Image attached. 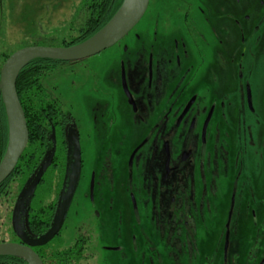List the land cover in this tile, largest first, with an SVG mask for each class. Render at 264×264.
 Wrapping results in <instances>:
<instances>
[{"label": "flooded vegetation", "instance_id": "1", "mask_svg": "<svg viewBox=\"0 0 264 264\" xmlns=\"http://www.w3.org/2000/svg\"><path fill=\"white\" fill-rule=\"evenodd\" d=\"M114 48L115 69L99 75L97 87L81 91L91 94L93 110L102 106L103 114L93 113L84 121L66 108L59 93L41 83L44 107L40 113L35 107L33 113L29 180L49 158L54 131L56 148L23 217L25 231L37 238L50 228L73 158L68 133L76 129L81 174L74 197L82 189L88 160L84 144L91 140L96 154L90 163L100 165L102 172L93 170L88 178L85 204L94 205L95 187L102 178L125 186L131 255L138 258L145 247L151 261L152 254L160 262L166 257L170 264L192 259L210 196L230 186L223 264L234 261L228 252L237 198L246 196V185L248 196L255 197L252 182L256 176L264 179V113L257 105L264 104V80L256 81L264 78V0H149L141 20ZM37 126L43 127L41 136ZM57 185L55 199L45 206L40 192ZM69 212L52 240L32 246L43 264H102L106 252H122L101 241L91 249L82 232L72 243L63 241ZM94 214L85 219L95 220ZM11 226L12 239L0 242L24 244Z\"/></svg>", "mask_w": 264, "mask_h": 264}, {"label": "rangeland", "instance_id": "2", "mask_svg": "<svg viewBox=\"0 0 264 264\" xmlns=\"http://www.w3.org/2000/svg\"><path fill=\"white\" fill-rule=\"evenodd\" d=\"M75 2L77 0H53V2L52 0H0V70L5 55L22 47L34 45L39 37L54 34L55 30L65 34L67 31L64 28L66 24L64 20L70 16ZM52 43L57 44V42ZM116 55L113 45L98 55L80 61L58 64V67L43 74L41 82L47 84L50 90L59 93L67 102L65 103L66 108L73 110L78 118L88 121L93 113L100 115L105 110L102 106H97L93 110L96 102H92L91 94L86 95L85 92H81L82 87L90 89L100 85L102 78L99 80V75L103 76L104 72H108L111 67L115 69L112 60L115 61ZM262 76L256 78V81L262 82L264 80ZM259 91L261 90L256 85V92ZM257 105L258 110L264 113L263 102L258 101ZM84 146L88 160L86 159L83 169L82 189H79L74 197L61 239L72 243L76 240L78 233L82 232L91 249H94L101 241L103 244L117 246L119 251H122L121 253L106 252L104 254L106 261L103 260L102 264H158V262L170 264L166 257L161 262L157 261L158 255L156 254H152L155 259L151 261L149 259L150 250L145 247L140 248L138 258L131 255L127 248L130 232L128 223L130 207L126 202L128 198L124 185H120L119 182L109 183L102 178V184L95 187L94 205L90 207L87 203L85 204L83 194L88 191V178L93 170L102 172V167L90 163V158L92 159L96 154V150L93 151L94 142L87 141ZM98 156L99 154L96 158ZM119 169L122 170L121 167ZM254 179L252 188L255 197L248 196L246 185L244 188L246 196L237 198L228 252V256L230 259L234 258V261L229 260L228 264H257L259 262L261 264L264 260V179L257 176ZM85 183L87 188H84ZM58 187L59 185L53 190V186H50L46 191L41 192L39 196L42 201L44 200L45 206L53 202L56 195L53 192H56ZM20 189L19 184L14 180L10 185V190L0 201V241L13 237L11 209ZM230 191V186L221 187L217 193L210 196V205H207L203 223L198 224L196 250L192 253V259L181 260L180 264H223L225 252L223 235L231 206L229 197H227ZM241 192L242 187L239 189V194ZM240 209H242L241 212ZM89 212L92 215L95 213V220L85 219L90 214ZM84 220L88 221L85 226L83 225ZM157 250L164 253L161 247ZM142 255L145 258L141 259Z\"/></svg>", "mask_w": 264, "mask_h": 264}, {"label": "water", "instance_id": "3", "mask_svg": "<svg viewBox=\"0 0 264 264\" xmlns=\"http://www.w3.org/2000/svg\"><path fill=\"white\" fill-rule=\"evenodd\" d=\"M148 4L149 0H124L115 15L100 31L80 43L70 46L28 45L16 50L6 58L0 70V95L5 104L9 139L6 152L0 161V184L14 172L29 141L27 119L16 87L18 75L23 67L36 58L71 62L83 60L104 51L122 39L141 20ZM68 141L69 146L73 147L72 163L67 168L58 200L57 212L50 228L37 238L29 236L25 231L23 217L42 176L51 164L56 148L55 131L53 132L54 147L49 158L42 163L33 179L24 184L13 208V230L24 244L0 242V255H16L24 258L28 264H43L32 246L45 244L59 233L68 215L80 180L81 148L76 129L69 131ZM231 214L232 211L230 218ZM228 237L229 230H227L225 248L228 246Z\"/></svg>", "mask_w": 264, "mask_h": 264}, {"label": "trees", "instance_id": "4", "mask_svg": "<svg viewBox=\"0 0 264 264\" xmlns=\"http://www.w3.org/2000/svg\"><path fill=\"white\" fill-rule=\"evenodd\" d=\"M123 1L124 0H77V2L73 4L70 16L64 20V22L66 21L64 28L67 32L65 34H61L60 31L55 30L53 31L54 34L50 33L51 35H42L34 42V44L70 46L80 43L100 31L115 15ZM52 42H57V44H53ZM9 55L10 54L5 55L4 61ZM60 62L61 61L59 60L49 58H36L27 63L18 75L16 87L27 119L29 142L19 159L14 172L0 184V201H2L4 195H6L8 190H10V185L14 180L17 184H19V188H21L22 185L30 179L33 171L32 161L29 158L31 142L34 139L33 113L35 111V107L38 113L42 112L44 107V99H41L40 95V88H42L41 78L45 72L51 70ZM37 91H39V93ZM36 92L39 94L38 101H35L34 99ZM36 129L41 136L44 131L43 127L37 126ZM8 139V119L5 104L2 96L0 95V161L6 152ZM58 189H60V185ZM42 191H46V189ZM38 192H40V190H38ZM0 264L28 263L20 256L0 255Z\"/></svg>", "mask_w": 264, "mask_h": 264}]
</instances>
